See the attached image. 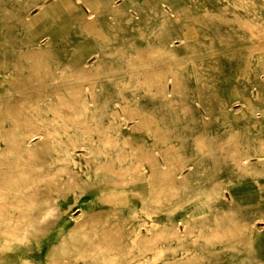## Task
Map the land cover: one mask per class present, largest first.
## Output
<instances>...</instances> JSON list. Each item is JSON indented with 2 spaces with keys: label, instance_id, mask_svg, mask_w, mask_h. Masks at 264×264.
Segmentation results:
<instances>
[{
  "label": "bare ground",
  "instance_id": "bare-ground-1",
  "mask_svg": "<svg viewBox=\"0 0 264 264\" xmlns=\"http://www.w3.org/2000/svg\"><path fill=\"white\" fill-rule=\"evenodd\" d=\"M251 1L0 0V46L16 50L12 67L0 55V264H118V256L159 264L152 253L162 241L170 252L162 264H201L205 257L186 248L196 234L237 252L221 264H264V57L240 33L258 18ZM59 46L67 59L56 56ZM113 53L130 63L105 70ZM225 61L241 77L228 98L217 86ZM109 74L135 76L138 94L99 111L88 92ZM172 111L190 151L169 139ZM239 120L244 131L209 129ZM242 177L257 198L238 192ZM86 193L120 197V213L87 202L73 214ZM163 200L170 219L158 226L151 208ZM193 200L203 215L217 207L198 233L195 211L176 215ZM135 201L146 220L136 221ZM57 218L65 230L43 256Z\"/></svg>",
  "mask_w": 264,
  "mask_h": 264
},
{
  "label": "rangeland",
  "instance_id": "rangeland-1",
  "mask_svg": "<svg viewBox=\"0 0 264 264\" xmlns=\"http://www.w3.org/2000/svg\"><path fill=\"white\" fill-rule=\"evenodd\" d=\"M252 5L255 6L258 11L253 13V15L258 16V18H252L249 26H247L243 31H241V36L243 39V43L247 44L245 47L249 48L252 54L254 55H260L264 57V2L262 0H252ZM33 12H36V10H33ZM15 46L13 45H1L0 46V55H2L8 64L9 67H12L15 59ZM56 56L58 59L64 60L67 59L68 55L70 54V50L67 46H59L55 51ZM92 61V59H91ZM130 61L125 59H120V54L113 53V57H109L106 61L103 63V68L105 70H115L120 69L123 67H126L127 64H129ZM223 73L220 78L217 79V86L220 92V95L223 97L228 98L232 91L234 86L237 84L238 80H241V77L237 75L238 72V65L234 61H225L223 63ZM121 79L125 80V83H121ZM188 79V78H187ZM190 79V78H189ZM192 82L194 81V78H191ZM135 76H126V77H120V75H114L109 74L105 78H103L102 82L97 83V89L92 92H88V95L91 97H95L97 101H99V107L97 108L99 111H105L111 109L114 104V101H120V96H126V97H133L138 94L137 91L134 90L135 86ZM190 82V84L192 83ZM120 87H126L125 89H120ZM189 95V93H187ZM187 94H182V96H185ZM150 105V102L148 99H146V106L148 107ZM235 105V103H234ZM119 108L120 105H117ZM156 107H159L162 110H165V107L162 106V104H157ZM158 108V109H159ZM172 110V109H171ZM178 118L179 116H176L174 114V111L170 115H166L165 119L169 123L165 126L168 129L173 128V132L170 133L172 138L169 136V139H172V142L178 146H181L184 151H190L191 145H190V139L187 137V133L185 130L182 129V119H180V123H173L171 122L172 119ZM236 127L244 131L245 125L242 120L236 121L230 125H225L219 122L213 123L211 126H209V129L212 134H221L222 129L224 130L225 127ZM264 127V126H263ZM182 134H179L181 133ZM186 137V138H185ZM168 139V140H169ZM76 166L80 167L81 162L77 161ZM264 180V178H262ZM240 187L241 189L238 192H243L244 196L257 198L259 190L254 186L253 180L251 177H242L240 178ZM227 193H229V190H226ZM104 195H94V194H83L79 197L78 202L71 205L70 208H68L73 214H79V209H81V204H87V202H91L90 208L96 212H103L107 211L109 214L112 213V208L116 207L117 212L120 213V197H118L119 200H115L112 203L105 202L103 200ZM242 205V209L237 210V212L242 213L245 209V205H243V201H240ZM129 206H133L134 213H136L137 219L136 221H144L147 219L146 212L141 210V205H139V202L135 201L134 204L131 203ZM201 202L199 200H193L191 202H185L181 203L179 207L176 209V215H183L187 213L188 211H195L196 218H195V224H196V232L202 230V228L205 227V225H212V218L213 213H216V208H210L208 209L209 212L207 214H201L200 210ZM153 219L155 220L156 224L158 226H164L168 223L170 219V204L166 200H163L159 204H154L151 208ZM59 220V221H58ZM260 221H256V224H260ZM118 224H120V214L118 219ZM54 226L50 228L49 232L46 233V235L43 237L42 242V255L44 256L51 244L54 240H57L60 236V233H62L65 228L63 227L62 222H60V218H57V222L53 224ZM49 235V238H48ZM206 239V236L198 235L196 234L193 237L192 242H188L186 244V248L192 250L194 253L201 255L205 257L201 264H221L226 259L225 256L237 254V252H229L224 251L222 249H218L221 246V243H210ZM257 245L259 246V254L264 255V235L258 236L257 238ZM160 248L158 252H153L152 256L155 258L153 260L154 263L162 264L164 263L168 257L170 252L168 251V243L166 241H162L159 244ZM157 253V254H156ZM111 254H109L108 260L110 258ZM110 264V263H109ZM118 264H120V256H118Z\"/></svg>",
  "mask_w": 264,
  "mask_h": 264
}]
</instances>
